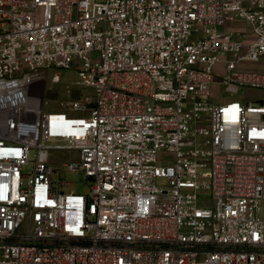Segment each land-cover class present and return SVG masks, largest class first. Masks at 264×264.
<instances>
[{"label": "built area", "instance_id": "1", "mask_svg": "<svg viewBox=\"0 0 264 264\" xmlns=\"http://www.w3.org/2000/svg\"><path fill=\"white\" fill-rule=\"evenodd\" d=\"M263 60L264 0H0V264H264Z\"/></svg>", "mask_w": 264, "mask_h": 264}, {"label": "rangeland", "instance_id": "2", "mask_svg": "<svg viewBox=\"0 0 264 264\" xmlns=\"http://www.w3.org/2000/svg\"><path fill=\"white\" fill-rule=\"evenodd\" d=\"M220 31L226 32L228 30H244L250 31V26L243 22H237L233 25L224 26L219 28ZM222 65H218L214 69V74L216 79L220 78ZM242 71L255 72L261 71L264 72V60L260 63H246L240 68ZM78 75L74 71H62V83L54 84L47 87L45 94V112H55L59 110L62 104L69 105L70 99L78 97L81 94L83 96H92L93 91L89 88L78 87L76 84L78 82ZM67 90L72 91V97L68 95ZM79 91V92H78ZM214 91L217 94L222 96L223 101H229L232 99L230 94L221 92L222 88L217 89L214 87ZM79 93V94H78ZM244 95V92L241 90L235 97H240ZM255 96V93L251 94ZM80 98V99H82ZM50 165L53 168L52 178L54 182L60 184H66L65 191L70 192L74 191L79 194H83L89 190V182H87L85 174L83 171H71L65 165L78 163L79 155L77 152L68 151V150H50ZM172 154L160 153L159 154V163L165 165V162L172 160ZM25 184L27 183V178L24 180ZM157 185L160 188H167L166 181L164 179H157Z\"/></svg>", "mask_w": 264, "mask_h": 264}]
</instances>
